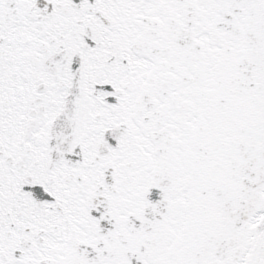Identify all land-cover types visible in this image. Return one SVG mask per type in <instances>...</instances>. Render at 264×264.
I'll use <instances>...</instances> for the list:
<instances>
[{
  "label": "snow or ice",
  "instance_id": "snow-or-ice-1",
  "mask_svg": "<svg viewBox=\"0 0 264 264\" xmlns=\"http://www.w3.org/2000/svg\"><path fill=\"white\" fill-rule=\"evenodd\" d=\"M0 264H264V0H0Z\"/></svg>",
  "mask_w": 264,
  "mask_h": 264
}]
</instances>
